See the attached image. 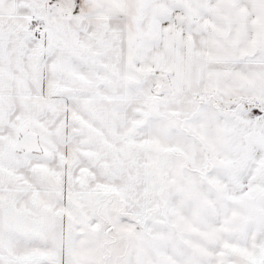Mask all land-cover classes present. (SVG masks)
I'll return each instance as SVG.
<instances>
[{"label":"snow or ice","instance_id":"snow-or-ice-1","mask_svg":"<svg viewBox=\"0 0 264 264\" xmlns=\"http://www.w3.org/2000/svg\"><path fill=\"white\" fill-rule=\"evenodd\" d=\"M0 264H264V0H0Z\"/></svg>","mask_w":264,"mask_h":264}]
</instances>
